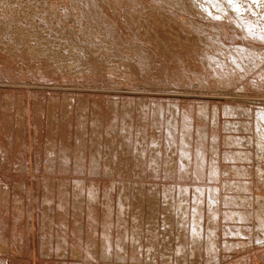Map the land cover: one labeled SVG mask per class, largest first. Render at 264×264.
Segmentation results:
<instances>
[{
    "label": "bare ground",
    "instance_id": "6f19581e",
    "mask_svg": "<svg viewBox=\"0 0 264 264\" xmlns=\"http://www.w3.org/2000/svg\"><path fill=\"white\" fill-rule=\"evenodd\" d=\"M72 2L74 6L78 4V8L83 12L84 16H86L87 35H94L95 37H99L98 39L103 37L102 41L99 40L100 42L97 39L99 47L102 46L106 49L110 47L111 50L114 49L113 51H118L119 45L128 43L129 38L134 43L138 41L139 45L142 42L146 44H143L145 47L139 46L140 49L138 48V50H136V48L135 53L133 51L135 56H132L135 58H132V56L131 58L135 60L133 63L130 60L132 64H127L129 58L127 59L128 52H126L127 62L123 61L125 65L121 67L122 71L120 70L117 72L118 74L116 73L117 75L114 74V76L110 75V73L107 74L105 77H108L109 80H114V78L118 79L117 77H119L118 75H120L119 73L121 72L123 76H126H124L126 79L132 80L131 78L133 77H139V79L136 78L139 80L137 82H141L140 80L143 79L142 82H152L150 85H157L159 83L165 85L166 82H170L181 86L183 84V86L186 87L192 82L197 81L202 87L208 85V88L211 87L221 90L234 87L236 89L239 87L242 90L254 91L260 94V97L262 96L261 94L264 93V0H78L79 3L77 1ZM109 7L113 8V11L114 9L118 11H115L116 13H111L110 10H108ZM66 11L68 12V5ZM84 11H87L86 14ZM79 13L77 14L78 16ZM53 28L54 27H52L51 30ZM124 29L127 30L126 33H123L125 31ZM83 34H86V32ZM104 38L107 39V41L104 40ZM24 39L26 40L25 37ZM126 39L127 41L125 42ZM95 42L93 43L95 44ZM132 43L130 42L131 45L134 44ZM92 47L94 46L92 45ZM121 48H123V46ZM110 49H108V53L111 52L109 51ZM129 49L131 50L132 48L130 47ZM126 50L127 48L125 51ZM102 52L100 49V53ZM119 52L120 50L118 53ZM115 53L117 54V52ZM111 54L107 55L111 56ZM118 56H116V58ZM119 58L118 59L121 61V57ZM91 62L94 61H89V63ZM4 63L7 64V60L6 62L4 61ZM11 63L12 62H10L9 66L12 65ZM1 64L2 61L0 67L3 65ZM92 64H95V62ZM117 65L113 66L116 67ZM6 67H8V64ZM10 67L6 69L8 71L4 70L5 76V72H9L10 69L11 72L7 73V75L12 74L13 67ZM15 67L14 69L17 68ZM118 68L119 66L116 67V69ZM3 69L5 68L3 67ZM94 69H96V67ZM14 72L15 70L13 73ZM14 74L18 75L17 73ZM36 74L37 72L35 75ZM16 75H12V77H16ZM45 77L47 76L45 75ZM42 78L44 80V76ZM48 78L49 77H47V79ZM53 79H55V77H53ZM133 80L130 81V83L133 82L134 84V81L136 82V80ZM127 81L129 84V80ZM118 82L123 83V81L120 80ZM11 90L10 93L8 91L9 94L6 90L3 93L6 92V94L12 96ZM2 91L0 90V92ZM77 93L71 91L68 92V94H62V100L60 101L62 105V101L64 100L62 114L53 113L52 109H54L55 103L57 102L55 101L56 95L55 97L53 96L54 100L52 101H55V103L49 101V110L48 112L45 111L47 114L43 117L40 115V117L38 115L34 117L36 114L43 111L44 105L40 100L43 98V96H40L42 93L38 95V97H40L39 101L33 99L35 100V103H33L35 115H33L34 120L31 123L34 131L31 130V132H34V136L36 135L38 138L41 137V139H38L41 141L40 143H43L45 140L43 146L40 147L41 149L39 148L41 152L43 150L45 156L43 159L48 163L52 160L54 162L59 161L60 167L64 171L67 169L66 165H68L65 164V162H72L73 165L77 162L78 164L76 165L78 166H74L72 170L81 171L82 168H86V171L89 173H96L98 170L101 172L102 169L105 171L107 168L108 170L114 171V162L121 163L118 156L125 157L126 155H132L133 159H135V162L132 160V163L134 162L135 169L137 170L146 172L148 171L146 169L148 167L146 166L150 165L149 172H153V175H160V173L163 172V176L161 175L162 178L168 177V179H170V177H173L171 179L176 180V178H178L182 181L187 179L188 182H174L173 187L171 186L172 183H170L171 187H167V185H169L167 183L166 186L165 184H160L165 186H163V188L160 186L164 189L161 193L162 195L160 194V196H163V200L160 202L165 204V206L163 204L165 209L168 207L167 210L169 208L171 210V207H173L174 214L177 215V222L180 223V226L178 228H173L174 231H170V227L167 226L170 220L167 219V223L166 217H164V221H160L163 223L161 229L159 225V228H157L151 223L153 227H151L150 230L147 231L146 229L141 231L142 229L140 230V227L138 228L136 225L140 223L139 221L137 223V217L140 216H138V213L135 214V212H133L134 209L138 210V208H136V204L135 207H133V203L132 205L130 204L131 202L128 203L131 197H128L126 191L131 187L125 186V183L122 184L126 187H123L125 192L120 194L117 185L116 188L118 189V193L116 192L117 194L115 193V196L112 194V190H114L113 187L115 186H107L108 188L103 186L105 189L102 190L101 194L98 193L99 182L97 183L98 180L93 177L89 179H87V177L86 179L75 177L76 179L74 180L71 178V180L68 178H60L55 181L56 186H54L51 177L43 178L42 176L39 181L30 179V183H27L28 180H22L23 182L16 183L11 182V184L0 182L1 230L3 228V223L8 221L6 220L7 216L4 210L6 204L10 203L17 209L16 211H21L22 213L25 210V206H27L28 212L25 210V214H27L26 218L28 219L29 213L31 218H29V220L26 219L25 228L28 229V236H25L32 240L30 245H32L33 242L37 245V247L33 248L35 251L40 252L41 255L47 254L50 256H57L60 259L62 258L58 264H87V261L85 263L83 261L69 259L67 261L66 258L68 255L74 256L78 253L83 254L84 258L89 259L90 262L92 261L91 264H102L103 260L104 262L113 263L117 259L122 260L125 258L126 260L130 259L132 262L137 261L139 258H142L143 261L147 259V256L151 260L154 256H157L160 262H167L166 264H168L169 261L176 262L177 264H196L195 260L200 259V256L197 257L200 254H198L197 251H200V248H202L200 243L203 245V243L206 242V251L204 252L206 254L201 253L202 261H198L200 264H232L233 262H235L233 264H248L250 261H254L255 264H264V214H262L264 210L260 211V214L258 212L256 214L253 213L255 212L252 209L253 207L250 208L251 201L255 200L257 195H259L258 192L255 193L257 189H261L258 187L262 186L263 189L264 186V184L262 185L261 183H264V105L256 107L248 103L240 104L234 100L225 101L223 99L218 103L215 102V104L213 101L210 102L212 107L208 109L210 104L208 105L209 101L207 100V102L205 101L206 103L202 101L205 105L201 102H195L193 105L186 104H190L192 100L186 103L184 102L186 107L183 104V106L179 105L182 103H180V101L183 100H176L177 98L172 99L170 97L163 98L165 97L163 94L159 96L161 98H154L153 96H149L150 94L144 93L141 94L139 98H124V100H121L122 97L116 99L117 96H114L115 99L111 98L113 96L110 98L107 96L106 100L104 98L105 96H102L105 100L101 98V100H94L93 98L91 101L90 98L92 96L90 97L89 95V98L82 93ZM49 94H51V92ZM51 95H53V93ZM94 95L96 97V94ZM15 97L14 95V99H17ZM48 97L50 98V95ZM34 98H36V96ZM97 98H99V96ZM149 98L153 100H149ZM227 98H229V96ZM47 105L48 104H46V106ZM133 109H135L134 112L138 110V115L141 116L140 119L135 121H140L137 125L140 129H136L137 127L135 128V126L134 129H132L133 126L127 125L128 122L122 123L121 125L117 122V127L119 124V129L117 128L119 132H117L118 130L114 131V126L111 124L113 122H110V124L104 125L103 130L100 128L104 133L100 132L99 126L103 119L101 117L106 115L103 114V110L108 114V118L110 116V119L114 120V117L117 118L118 116H121L120 119L129 117L130 114L127 113L129 110ZM10 110L12 111V109ZM59 110L57 113H61ZM7 113L0 115V129L12 132L13 130L16 131L14 134L16 135L14 137L15 141L12 142L13 147L17 149V147H20L17 144L19 141L17 137L20 129H22L21 126L24 125L22 122L23 118H21L22 116L20 117V107L15 106L12 112L13 114ZM111 113H113L114 116ZM115 113L119 115L116 116ZM122 114H124V116H122ZM120 119H118L119 122ZM87 123L91 125V131L87 128ZM206 125L210 126L208 127L210 129L208 133L202 129V127ZM101 126H103L102 123ZM88 131L91 133H88ZM43 136L45 137L43 138ZM148 136L149 143L146 144L148 140L146 138ZM118 137L119 139L121 137L120 142H118L120 153L116 152L114 148L118 141L116 138ZM33 139L37 141V138L33 137ZM29 140L30 139H28L27 142ZM35 140L31 139V143L34 144ZM69 140H72L71 142L73 143L71 147L68 143ZM132 140H135L133 142L136 144L131 145L130 142H132ZM119 146H117L118 150ZM0 147V160L3 165H6L13 159L10 160L11 158H9V155L4 153V148L2 149V147L6 148V144L1 142V140ZM100 147H104L105 150L107 148L108 150L106 152H109L112 157L108 159L105 158L107 159V162L104 159L106 162L105 164L101 163V160L99 161V154L101 153L99 152L101 150ZM7 148L9 151H12L10 147L7 146ZM128 152L130 154H128ZM43 154H41V156H43ZM39 155L40 154H38V157ZM20 156L17 155L16 160H18ZM114 157L118 158V160L115 161ZM126 159H128L127 156ZM22 160L21 162H23ZM121 160L123 161V157ZM254 162H256L255 165L257 164V167H253ZM122 163H124V161ZM81 164L82 166H80ZM128 166L130 167V165ZM45 169H48L46 165ZM126 170L128 171V169ZM116 171H114V173ZM144 172H142V175ZM222 172L225 176L221 174ZM251 177L253 178L251 179ZM241 179L244 181H241ZM189 180H191L192 183ZM194 181H201V183H193ZM256 182H258L259 185L258 183L256 184ZM26 183L29 185V190L25 189L27 187L25 186L27 185ZM133 183L134 182L131 184L134 185ZM140 184L134 185L136 186L135 188L132 186L134 189H131L135 190L133 194L139 192L141 197L143 196L144 199L150 202L149 204L157 203V193L160 191L157 185L159 184L156 183V185L153 183L152 185L150 183L151 185H146L147 189H142L141 185L143 183ZM37 188H39V197L35 196L38 194V192L35 191ZM228 189H232V191L235 189L237 193L235 192L233 195L227 193L228 195H226L225 193L229 191ZM26 190H28L29 193ZM263 191H260V193ZM69 198L71 199L70 203ZM131 200L133 199H130V201ZM138 200L134 199L133 201L137 203L139 202ZM257 200L259 201V199ZM263 201L261 200L260 202ZM254 203H256V201ZM160 204L162 207V203ZM68 205L71 206L69 209H72L71 214H69V218H71L69 220L72 221V226H69V223H67L68 217L65 214L66 211H68ZM139 205L137 207L140 208ZM148 205L147 208L149 209L150 205L149 207ZM262 206L263 205L258 207L262 208ZM254 207H256V205ZM131 208L132 210H130ZM155 208H157V206H155ZM152 209L154 211L152 214L154 215L157 211L155 212L156 209H154L153 205H151V209L148 211ZM167 210L166 213H168ZM51 211L59 213L61 217H59V219H53ZM132 212L134 214H132ZM14 213L13 215L11 213L13 220L15 218L23 220L26 216L22 215V218H20V215H18L19 213ZM63 214H65V216H62ZM152 214L150 212L147 219L153 220L149 218V215ZM128 218L131 220L129 221L132 225H130L131 228L133 227L132 229L136 231L134 233H132L129 223L127 224L126 222ZM253 219L256 221V226ZM62 220L66 221V223H62ZM221 220H225L224 226L226 227L223 229L225 231L221 230L223 228H221ZM247 222H251V224L249 225ZM116 224L118 225L116 226ZM156 224L158 223L156 222ZM82 227L84 228L83 231L80 230ZM12 229H16V226L12 227ZM120 230L124 231L122 234H125L122 238ZM126 231L128 232L126 233ZM176 231L177 233L174 234ZM2 232L3 231H0V240L2 243H5L8 240ZM140 232L141 235L138 234ZM222 232H226V234H224L226 240H222L225 246L224 248H222L223 244H221V238L223 239V237L220 238V236H223L221 235ZM13 234L14 238H11V241L15 240V236L18 235L16 233ZM166 234H171V237H173V235L175 237L171 238L167 235L170 237L167 239V236H165ZM36 237L41 238V242H38V238L36 239ZM164 237H166L167 240H164ZM245 237H247L248 240ZM28 238H25V240H28ZM181 240H184V242L182 243ZM170 243L172 247L169 246ZM167 246H169L170 249H168ZM236 246H244V252L245 249H249V252L251 250V254L243 256L234 254L231 256L226 254V256L221 254L222 250L234 249ZM134 247L136 249H134ZM197 248L198 250H196ZM164 250H168V253ZM204 250H202V252ZM195 256L198 259H195ZM232 259L234 261H232ZM10 260L7 253L6 255L2 254L0 250V264H15V262ZM252 263L250 262V264Z\"/></svg>",
    "mask_w": 264,
    "mask_h": 264
},
{
    "label": "rangeland",
    "instance_id": "374dc122",
    "mask_svg": "<svg viewBox=\"0 0 264 264\" xmlns=\"http://www.w3.org/2000/svg\"><path fill=\"white\" fill-rule=\"evenodd\" d=\"M72 1H77L78 2V0H0V63H1V61H2V67H0L1 69H0V90L2 91V90H8V89H12L11 90V95L12 96H9L8 94L10 93V90H8L9 91V93H8V91H7V93L8 94H6V92L5 93H3L4 91H2V92H0V102H1V104H0V106L1 105H3V106H1L0 108V115L1 114H6L8 111V113L7 114H13L12 112H13V110H14V107L15 106H19L20 107V117L21 118H23V123H24V125H22L21 126V128L22 129H20V131H19V134H18V137H17V139H19V143L17 142V144H18V146H20V147H17V149H16V147H13V142L12 141H15V136L16 135H14L15 133H16V131H14L13 130V132L12 131H8V130H2V129H0V135H2V136H0V137H2V138H0V140H1V142H4L5 144H6V148L5 147H2V149L4 148V153L6 154L7 153V155H9V158H11L10 160H12V161H9L6 165H3L2 163H1V160H0V178H2V179H0V182H3V183H8V184H11V182L12 183H16V182H23L22 180H28L27 181V183H30V179L31 180H33V179H35L36 181H39L41 178H42V176H43V178L44 177H51L52 179H53V185L54 186H56L55 185V181H57V179H60V178H68V179H76L77 177H82V179H86V177H87V179H89L90 177H93V178H95V179H97L98 181H97V183H98V193H102V190L103 189H105L104 187H106V188H108V187H110V186H115V187H113V189L114 190H112V194H114L115 196H116V194L118 193L117 191H118V189L117 188H119V192H120V194H122L123 192H125V189H123V187H125V186H129V187H131V188H135L136 186H134V185H139L140 183L142 184H140L141 186H142V189L143 188H146L147 189V186L146 185H153V183H157V184H159V185H157V187H159L160 188V191L157 193V197H158V200L156 201L157 203H151V204H149L150 202H148V200H146V199H144V197L142 198L141 197V195H140V193L139 192H135V194H133L134 193V191L135 190H133V189H131V188H129V189H127V191H126V193L128 194V197H131V198H129V202L128 203H130L131 205H132V203H133V207H135V204H136V208H138V210H136V209H134V211L133 212H135V214H137L138 213V216H140V217H137L138 219H137V223H138V221L140 222V223H138V224H136L137 225V227L141 230V231H144V230H146L147 229V231L148 230H150V228L151 227H153L152 225H151V223L154 225V226H156L157 228H159V226H160V229H161V227H162V225H163V221H164V217H166V220L168 219V220H170L169 221V224H167V226H169L170 228V231H174L173 230V228H178L180 225V223H178L177 222V215L176 214H174L175 212H174V210H173V207H171V210H170V208L167 210V208L165 209V204L163 203V202H160L161 200H163L162 198H163V196H160V194L162 193V191L164 190V189H162L163 188V186L164 185H160L161 183L162 184H165V186L167 185V184H169V185H167V187H173V185H174V182H177V183H183V182H186L187 181V179H185V180H180V179H178V178H176V180H174V179H171V178H173V177H170V179H168V177H163L162 178V174H164L163 172L162 173H160V175H157V174H155V175H153L152 173L153 172H149V166L150 165H148V166H146V167H148V168H146L148 171H146V172H144V171H140V170H137V169H135V165H134V162H135V159H133V157H132V155H130V156H128V155H126L127 156V158L128 159H126V156L124 157V156H122L123 157V161H124V163H122L123 161L121 160L122 159V157H119L118 156V158H120V162L122 163H116V162H114L115 164H114V171H116L115 173H114V171H111V170H108V168L107 169H105V171H103L104 169H102V171L100 172L99 170L96 172V173H89L88 171H86V168H82V170L81 171H76V170H72V168H74V166H78V165H76V164H78L77 162H75L76 164H72V162H65V164H68V165H66L67 166V171L65 170H62V168L60 167L61 165L59 164V161L57 162V161H50L49 163L48 162H46L43 158H45V156H44V154H43V150H42V152L40 151V147L41 146H43V143L45 142V140H44V142H43V140H42V142L43 143H40L41 141L40 140H38V139H41V137H37L36 135L34 136V132H31V130L32 131H34V128L31 126V123L33 122V120H34V117H36L37 115L39 116H41V117H43V116H46V112H48V110H49V103L50 102H53V103H55V101H57L56 103H55V106H54V109H52V111H53V113L54 114H62V105H63V101H62V105H61V100H62V94L63 93H66V94H68V92H75V93H82V94H84L85 96H87V97H89V95H90V100L92 101L93 100V98H94V100L95 99H98V100H101V99H103V97L107 100V96L110 98L111 96H117V98L116 99H118L119 97L121 98V100L123 99L124 100V98L126 99V98H132V97H136V98H139V96H141V94H150L149 96H153L154 98H161V97H159V96H161L162 94H163V96H165V97H163V98H172V99H176V100H183V101H180V103L181 104H179V105H184V106H186V104L187 105H193L195 102L196 103H199V102H201V103H203L202 101H209L208 102V105L210 104V102H214V104H215V102H220V100H225V101H235V102H237V103H240V104H245V103H248V104H251V105H253V106H256V107H258V106H262V105H264V93H262L261 95V97H260V94H258V93H255L254 91H247V90H242V89H240L239 87L238 88H236L235 89V87L234 88H229V89H224V90H221V89H216V88H208L207 86H200L199 85V83L197 82V81H194V82H192L190 85H188V86H183V84H182V86L181 85H175V84H172V83H168V82H166L165 83V85L164 84H157V85H150V84H152V82H142V80L143 79H141L140 81L141 82H137V81H139V80H137V79H139V77H133V75H132V77L134 78V80H136V82L133 80V78H131L133 81H134V84H133V82H131L130 83V81H132V80H130V79H126L122 74H121V72L119 73L120 75H118L119 77H117L118 79H116V78H114V80L112 81L111 79L109 80V78L108 77H105V76H107V74H109L110 73V75H112V76H114V74L115 75H117L118 73L117 72H119L122 68V66L123 65H125V63H123V61L125 62H127V59L129 60L128 62H127V64L129 63H133V61L135 60V59H132L135 55H134V53L136 52V50H138V48H139V46L141 47V46H144V45H146L144 42H142V43H140V45L138 44L139 42L138 41H136L135 43L133 42V41H131V39L129 38V40H128V43H126V44H120L119 46V48L117 49L118 51L120 50V52L118 53V51H113L114 49H110V47H108L107 49L106 48H104V47H102V46H100L99 47V45H98V43L100 42V41H102L103 40V37H100L101 39H98L99 37H95L94 35H87V27H86V23H87V21L85 20L86 19V16H84V14H83V12H81L80 11V9L78 8V4L76 5V6H74V3L72 2ZM80 2V1H79ZM78 2V3H79ZM57 3V4H56ZM72 3V4H71ZM105 3H107V2H105ZM68 5V12L66 11L67 10V5ZM70 6V7H69ZM75 8H74V7ZM81 6V5H80ZM74 9H73V8ZM53 9V10H52ZM71 9V10H70ZM113 8H111V7H109L108 8V10H110V12L111 13H114L115 11L117 12L118 10L116 9H114V11L112 10ZM74 10V11H73ZM79 10V11H78ZM70 11H73V12H70ZM107 11V10H106ZM59 12V13H58ZM79 12H81V13H79ZM85 12V14H86V12L87 11H84ZM109 12V11H108ZM115 12V13H116ZM19 13V14H18ZM53 13V14H52ZM67 13V14H66ZM72 13V14H71ZM79 13V16L77 15ZM52 14V15H51ZM82 15V16H81ZM60 16V17H59ZM63 17V18H62ZM20 18V19H19ZM59 18V19H58ZM84 19V20H83ZM9 20V21H8ZM19 20V21H18ZM60 20V21H59ZM18 21V22H17ZM46 21V22H45ZM23 22V23H22ZM10 23V24H9ZM57 23H58V25H57ZM21 24V25H20ZM22 24H24V25H22ZM37 25V27H36V25ZM80 25V26H79ZM26 26V27H25ZM45 26V27H44ZM54 27L52 30H51V28L52 27ZM84 26V27H83ZM25 27V28H24ZM51 27V28H50ZM59 27V28H58ZM62 28V29H61ZM78 28V29H77ZM85 28V29H84ZM10 29V30H9ZM24 29V30H23ZM125 31L123 32V33H126L127 32V30L126 29H124ZM17 33H16V32ZM59 31V32H58ZM86 32V34H83V33H85ZM67 32V33H66ZM129 32V31H128ZM21 33V34H20ZM49 33V34H48ZM64 33V34H63ZM76 33V34H75ZM122 33V32H121ZM120 33V34H121ZM25 34V35H24ZM42 34V35H41ZM52 34V35H51ZM83 34V35H82ZM32 35H33V37H32ZM40 35V36H39ZM48 35V36H47ZM57 36V37H56ZM90 36V37H89ZM24 37L26 38V40L24 39ZM82 37V38H81ZM84 37V38H83ZM88 37V38H87ZM92 37V38H91ZM71 38V39H70ZM96 40H95V39ZM38 39V40H37ZM88 39H91V40H88ZM97 39H98V41H97ZM31 40V41H30ZM64 40V41H63ZM85 40V41H84ZM104 40H106L107 41V39H105L104 38ZM25 41V42H24ZM34 41V42H33ZM88 41H89V43H88ZM91 41V42H90ZM96 41V42H95ZM127 41V39L125 40V42ZM85 42V43H84ZM93 42H95V44L93 43ZM98 42V43H97ZM130 42L133 44V45H131L130 44ZM32 43V44H31ZM67 43V44H66ZM72 43V44H71ZM92 43V44H91ZM52 44V45H51ZM89 44V45H88ZM144 44V45H143ZM39 45H41V46H39ZM77 45V46H76ZM83 45V46H82ZM91 45V46H90ZM92 45L94 46V47H92ZM129 47H128V46ZM123 46V48H121ZM133 46V47H132ZM135 46V47H134ZM73 47H75V48H73ZM97 47H98V50H97ZM102 47V48H101ZM132 48L131 50L129 49V48ZM145 47V46H144ZM48 48V49H47ZM94 48V49H93ZM122 50H121V49ZM127 48V50L125 51V49ZM137 48V49H136ZM46 49H47V51H46ZM60 49V50H59ZM93 49V50H92ZM100 49H101V52L102 53H100ZM108 49H110L109 51H111V52H109L108 53ZM136 49V50H135ZM140 49V48H139ZM97 50V51H96ZM53 51V52H52ZM87 51V52H86ZM107 51V52H106ZM124 51V52H123ZM130 51H131V53H130ZM133 51H134V53H133ZM115 52H117V54L115 53ZM126 52H128V57H127V55H125L126 54ZM34 53V54H33ZM97 53V54H96ZM112 53V54H111ZM116 55H115V54ZM121 53V54H120ZM31 54V55H30ZM43 54V55H42ZM61 54V55H60ZM81 54V55H80ZM84 54V55H83ZM106 55V56H104V55ZM107 54H111V56L110 55H107ZM118 54H119V56H118ZM36 55H38V56H36ZM112 55H113V57H112ZM120 55H122V56H120ZM132 55H134V56H132ZM57 56H59V57H57ZM96 56V57H95ZM109 56V57H108ZM116 56H118L117 58H116ZM131 56H132V58H131ZM14 57V58H13ZM78 57H80V58H78ZM94 57V58H93ZM105 57V58H104ZM119 57H121V61L119 60L120 58ZM126 57H127V59H126ZM6 59L7 60V64H8V67H13L12 68V74L11 75H7V73H10L11 72V67L9 68L10 69V71L9 72H5V74H6V76L4 75V70L5 71H8V70H6L8 67H6L7 66V64L6 63H4V61L6 62V60H4V59ZM57 58V59H56ZM73 58V59H72ZM92 60H91V59ZM96 58V59H95ZM115 58V59H114ZM119 58V59H118ZM135 58V57H134ZM3 59V60H2ZM98 59V60H97ZM113 59H114V61H113ZM117 59H118V61H117ZM123 59H125V60H123ZM71 60V61H70ZM102 60V61H101ZM130 60H131V62H130ZM54 61V62H53ZM77 61V62H76ZM83 61H85V62H83ZM89 61H94L95 62V64H92V63H94V62H91V63H89ZM10 62H12L11 64L12 65H10L9 66V64H10ZM40 62V63H39ZM112 64H111V63ZM115 62V63H114ZM119 62V63H118ZM120 62H122V63H120ZM14 63V64H13ZM131 63V64H132ZM4 64H6V65H4ZM61 64V65H60ZM85 64V65H84ZM92 64V65H91ZM117 64H122V65H117ZM13 65H15V66H13ZM34 65V66H33ZM43 65V66H42ZM60 65V66H59ZM94 65H95V67H96V69H94L95 67H94ZM98 65H99V67H98ZM109 65V66H108ZM115 65H117L116 67H118L119 66V68L118 69H116V67H114ZM172 65V64H171ZM65 66V67H64ZM68 66V67H67ZM84 66V67H83ZM93 66V67H92ZM105 66V67H104ZM173 66V65H172ZM3 67L5 68V69H3ZM14 67L16 68V69H14ZM106 67H107V69H106ZM114 67V68H113ZM19 68V69H18ZM42 68V69H41ZM56 68V69H55ZM77 68V69H76ZM80 68V69H79ZM111 68V69H110ZM33 69V70H32ZM46 69V70H45ZM93 69V70H92ZM112 69H113V71H112ZM15 70V72L14 73H17L18 75H16V74H14L13 73V71ZM46 71V73H45V71ZM89 70V71H88ZM118 70V71H117ZM17 71V72H16ZM30 71V72H29ZM68 71V72H67ZM112 71V72H111ZM122 71V70H121ZM37 72V74L35 75V73ZM56 72V73H55ZM58 72V73H57ZM66 72V73H65ZM89 72H91V73H89ZM94 72V73H93ZM33 73V74H32ZM79 73H80V75H79ZM102 73V74H101ZM117 73V74H116ZM2 74V75H1ZM68 74V75H67ZM84 74H86V75H84ZM90 74V75H89ZM129 74V73H128ZM12 75H16V77H12ZM45 75L47 76V77H49L48 79H47V77H45ZM88 75V76H87ZM122 75V76H121ZM7 76H10V77H7ZM44 76V80H43V77ZM60 76V77H59ZM70 78H69V77ZM83 76V77H82ZM95 76V77H94ZM104 76V77H103ZM5 77V78H4ZM38 79H37V78ZM41 77V78H40ZM51 77V78H50ZM53 77H55V79H53ZM73 77H74V79H73ZM78 77V78H77ZM81 78V80H80V78ZM88 77V78H87ZM94 77V78H93ZM121 77H123V78H125V79H123V78H121ZM127 77H129V76H127ZM7 78H9V79H7ZM58 78V79H57ZM92 78V79H91ZM104 78H106V79H104ZM130 78V77H129ZM137 78V79H136ZM51 79V80H50ZM52 79H53V82H52ZM86 79V80H85ZM96 79V80H95ZM98 79V80H97ZM49 80V81H48ZM55 80H58V81H55ZM63 80V81H62ZM120 80V81H123V83L122 82H118V81ZM126 80V81H125ZM127 80H129V84H128V81ZM115 81H117V82H115ZM55 82V83H54ZM125 82H126V84H125ZM110 83V84H109ZM116 83H117V85H116ZM146 83H148V84H146ZM195 83V84H194ZM128 84V85H127ZM171 84V85H170ZM159 85V86H158ZM162 85V86H161ZM167 85V86H166ZM199 86V87H198ZM195 87V88H194ZM207 87V88H206ZM204 88V89H203ZM13 89H15V90H13ZM45 89H47V90H45ZM108 90V91H107ZM14 91V92H13ZM35 91V92H34ZM43 91V92H42ZM62 91V92H61ZM67 91V92H66ZM17 92V93H16ZM22 93V95H21V93ZM51 92V94L53 93V95H51V94H49ZM14 93H16V94H14ZM37 93V94H36ZM40 93H42V95H40ZM47 95V98H48V100H47V98H46V95ZM55 93V94H54ZM77 93V94H78ZM88 93V94H87ZM100 95H99V94ZM214 93V94H213ZM254 93V94H253ZM58 94V95H57ZM94 94H96V97H95V95ZM98 94V95H97ZM14 95L16 96L15 98H17V99H14ZM21 95V96H20ZM38 95H40L41 97L43 96V98L42 99H40V97H38ZM50 95V98L48 97ZM55 95H56V97H55ZM94 95V96H93ZM110 95V96H109ZM121 95V96H120ZM128 95V96H127ZM171 95V96H170ZM200 95V96H199ZM36 96V98H34V97ZM53 96L55 97V101H52V100H54L53 99ZM99 96V98H97ZM101 96V97H100ZM103 96V97H102ZM130 96V97H129ZM158 96V97H157ZM204 96H205V98H204ZM210 96V97H209ZM217 96V97H216ZM229 96V98H227ZM240 96V97H239ZM243 96V97H242ZM22 97V98H21ZM113 97H111L112 99H115V97L113 98ZM152 97V98H153ZM223 97V98H222ZM235 97V98H234ZM238 97V98H237ZM256 97V98H255ZM52 98V99H51ZM101 98V99H100ZM109 98H108V100H109ZM151 98V99H152ZM153 98V99H154ZM201 98H202V100H201ZM217 98V99H216ZM221 98V99H220ZM242 98V99H241ZM14 99V100H13ZM20 99V100H19ZM33 99H35V100H37V101H39V99L42 101V104L44 105L43 106V111H41V113H38V114H36L35 115V110L33 109V103H35V100H33ZM46 99V100H45ZM51 99V100H50ZM105 99H103V100H105ZM150 98H149V100H151ZM152 99V100H153ZM186 99V100H185ZM188 99V100H187ZM196 99V100H195ZM213 99V100H212ZM236 99V100H235ZM250 99V100H249ZM261 99V100H260ZM2 100V101H1ZM44 100V101H43ZM185 100V101H184ZM190 100H194L193 102L192 101H190ZM199 100V101H198ZM214 100H216V101H214ZM249 100V101H248ZM20 101V102H19ZM32 101H34V102H32ZM46 101H48V102H46ZM50 101V102H49ZM187 101H190L191 103L190 104H188V103H186ZM198 101V102H197ZM206 101V102H207ZM44 102V103H43ZM59 102V103H58ZM184 102L186 103V104H184ZM205 102V103H206ZM2 103H4V104H2ZM16 103V104H15ZM20 103V104H19ZM48 104L47 106H46V104ZM216 103V104H217ZM57 104V105H56ZM60 104V105H59ZM204 104V103H203ZM59 105V106H58ZM182 105V106H183ZM205 105V104H204ZM10 106V107H9ZM14 106V107H13ZM29 107V108H28ZM48 107V108H47ZM60 107H61V109H60ZM187 107V106H186ZM209 108L208 109H210L212 106H211V104L208 106ZM219 107H221V106H219ZM10 109H12V111L10 110ZM22 109V110H21ZM55 109H56V111H55ZM61 111H60V110ZM195 109H196V107H195ZM29 110V111H28ZM58 110H59V112H61V113H57L58 112ZM134 110L135 109H133V110H129V112L127 113V114H130L129 115V117H127V118H125V119H120L121 118V116L119 117L118 115V113L116 114V116H118L117 118L116 117H114L115 119L114 120H111L110 119V116H109V118H108V114L107 113H105V110H103V114H106V115H104L103 117H101V118H103L102 120H101V122H100V126H99V129L101 128L102 130H103V128H104V125H107V124H110V122H113V123H111L113 126H114V131H117L119 128V124L121 125L122 123H126V122H130L129 124L127 123V125H129V126H133L132 127V129H134V126H135V128L136 129H140V127H138L137 125L140 123V121H138V122H135L136 120H138V119H140V115H138V110H136L135 112H134ZM6 111V112H5ZM46 111V112H45ZM40 112V111H39ZM45 112V113H44ZM56 112V113H55ZM135 113V114H134ZM137 113V114H136ZM197 113V112H196ZM26 114V115H25ZM44 114V115H43ZM111 114H113V113H111ZM121 114V113H120ZM24 115V116H23ZM33 115H35L34 117H33ZM110 115V114H109ZM138 115V116H137ZM218 115V114H217ZM39 116V117H40ZM113 116H114V114H113ZM122 116H124V114H122ZM134 116V117H133ZM137 117V118H136ZM139 117V118H138ZM25 118V119H24ZM108 118V119H107ZM29 119V120H28ZM118 119H120V122H119V120ZM128 119V120H127ZM61 120V119H60ZM72 120V119H71ZM109 120V121H108ZM126 120V121H125ZM26 123H25V122ZM105 121V122H104ZM107 121V122H106ZM122 121H124V122H122ZM134 121V122H133ZM29 124H28V123ZM117 122L119 123L118 124V127H117ZM101 123H102V125L103 126H101ZM104 123V124H103ZM131 124V125H130ZM24 126V127H23ZM208 127H210V126H208V125H206V126H204V127H202V129H203V131H206V133H208L209 131H210V129L208 128ZM31 128V129H30ZM87 128L89 129V131H91V129H92V127H91V125H89L88 123H87ZM118 128V129H117ZM100 129V130H101ZM209 129V130H208ZM100 131V132H103V131ZM88 131V133H91V132H89ZM117 132H119V130L117 131ZM134 132H136V131H134ZM8 133V134H7ZM104 133V132H103ZM36 134V133H35ZM118 134V133H117ZM121 134V133H120ZM33 135V136H32ZM104 136H105V134H104ZM13 137V138H12ZM33 137L34 138H37V141L35 140V139H33ZM45 136H43V138H44ZM106 137V136H105ZM4 138V139H3ZM149 138V136L146 138V139H148ZM3 139V140H2ZM28 139H30L28 142H27V140ZM31 139L32 140H35V142H34V144H32L31 143ZM120 139H121V137H120ZM120 139H119V137L118 138H116V140H118L117 141V143H116V145H115V151L116 152H119L120 153V146H119V143L118 142H120ZM128 139H129V137H128ZM6 140V141H5ZM22 140V141H21ZM72 140H69L68 141V143H69V146L71 147V145L73 144L72 142H71ZM133 141H135V140H132V142ZM149 139L146 141V144H148L149 142ZM27 142V143H26ZM132 142H130L131 143V145H134V144H136V143H132ZM39 143V144H38ZM145 144V143H144ZM151 144V143H150ZM1 146H2V144H1ZM7 146L8 147H10L11 149H12V151L10 150H8V148H7ZM117 146H119L118 148H119V150L117 149ZM15 148V149H14ZM37 148H38V150H37ZM40 148V149H39ZM104 147H100V151L99 152H101L100 154H99V157H100V159H99V161L101 162V163H106L107 162V159L109 158V157H111L110 156V154H109V152H106L108 149L106 148V150H105V148L103 149ZM68 149H70V148H68ZM0 150H1V147H0ZM38 151V152H37ZM40 151V152H39ZM130 151H131V149H130ZM89 152H90V150H89ZM103 153V154H102ZM106 153V154H105ZM38 154H40L39 155V157H38ZM41 154H43V156H41ZM128 154H130L129 152H128ZM17 155H21L20 157H18V160H16V156ZM119 155V154H118ZM22 157V158H21ZM23 157H24V159H23ZM31 157V158H30ZM130 157V158H129ZM105 158H107V159H105ZM112 158V157H111ZM118 158H116V157H114V160L116 161V160H118ZM1 159V158H0ZM23 159V160H22ZM40 159V160H39ZM106 160V162H105V160ZM21 160L23 161V162H21ZM104 160V161H103ZM125 160H127V161H125ZM132 160L134 161L133 163H132ZM20 161V162H19ZM16 162V163H15ZM19 162V163H18ZM26 162V163H25ZM57 162V163H56ZM20 163H21V165H20ZM45 163V164H44ZM126 163H127V165H126ZM134 165H132V164ZM255 163L256 162H254V164H253V167H257V164L255 165ZM53 164V165H52ZM56 164V165H55ZM82 164H84V163H82ZM82 164L80 165V166H82ZM118 164V165H117ZM120 164V165H119ZM45 165L47 166V168L48 169H45ZM116 165V166H115ZM127 167H126V166ZM128 165H130V167L128 166ZM145 165V164H144ZM53 166V167H52ZM119 166V167H118ZM121 166V167H120ZM125 167V168H124ZM129 167V168H128ZM55 168V169H54ZM101 168H103V167H101ZM100 168V169H101ZM133 168H134V170H133ZM137 168V167H136ZM120 171H119V170ZM126 169H128V171L126 170ZM254 169H256V168H254ZM139 171V172H136V171ZM256 170H258V169H256ZM263 170V169H262ZM73 171V172H72ZM107 171V172H106ZM119 171V172H118ZM126 171V172H125ZM69 172V173H68ZM104 172H106V173H104ZM123 173V175H122V173ZM142 172H144L143 173V175H142ZM112 173V174H111ZM137 175H136V174ZM129 176H128V175ZM134 176H133V175ZM148 174V175H147ZM159 174V173H158ZM221 174H223L224 175V173L222 172ZM5 175V176H4ZM11 175V176H10ZM16 175V176H15ZM108 175V176H107ZM111 177H110V176ZM158 177H157V176ZM162 175V176H161ZM222 175V176H223ZM9 176V177H8ZM132 176V177H131ZM137 176H138V178H137ZM225 176V175H224ZM5 177V178H4ZM76 177V178H75ZM84 177V178H83ZM153 177V178H152ZM159 177H161V178H159ZM3 178H4V180H3ZM7 178H8V180H7ZM165 178V179H164ZM253 177H251V179H252ZM19 179V180H18ZM55 179V180H54ZM70 179V180H71ZM113 179V180H112ZM158 179V180H157ZM160 179V180H159ZM164 179V180H163ZM12 180V181H11ZM178 180V181H177ZM5 181H7V182H5ZM10 181V182H9ZM109 181H110V183H109ZM130 181H132V182H134L133 184L134 185H132L131 183L132 182H130ZM136 181H137V184H136ZM139 181H140V183H139ZM160 181V182H159ZM190 182H191V180H189ZM193 181V180H192ZM241 181H244L243 179H241ZM188 182V181H187ZM197 182H199V181H194L193 183H197ZM209 182V181H208ZM26 183V184H27ZM125 183V184H124ZM127 183V184H126ZM128 183H130V184H128ZM139 183V184H138ZM151 183V184H150ZM167 183V184H166ZM170 183H172L171 184V186H170ZM192 183V182H191ZM199 183H201V181L199 182ZM202 183H204V182H202ZM210 183V182H209ZM258 182H256V184H257ZM262 183V185L264 184L263 182H261ZM261 183H260V185H261ZM110 184V185H109ZM113 184V185H112ZM122 184H124V185H122ZM25 185V184H24ZM117 185H118V187H117ZM258 185H259V183H258ZM25 186H27L25 189H28L29 190V185L27 184V185H25ZM104 186V187H103ZM108 186V187H107ZM120 186V187H119ZM133 186V187H132ZM144 186V187H143ZM160 186H162V188L160 187ZM164 186V187H165ZM117 187V188H116ZM126 188V187H125ZM258 188H261V189H257V191L255 192V193H259V195H257V198L255 199V200H252L251 201V203H250V208H252L253 209V211H255V212H253V213H256L257 214V212L260 214L261 212L260 211H262V210H264L263 208H264V201H263V199H264V186H263V189H262V186H259ZM117 189V190H116ZM158 189V188H157ZM28 190H26L27 192H28ZM39 188H37L35 191L36 192H38V194H36V192H35V196H37V197H39ZM122 192H121V191ZM229 191L227 192L226 191V195H228L227 193H229V194H234L235 192H236V190L234 189L233 191H232V189H228ZM231 190V191H230ZM129 191H131V192H129ZM260 191H263V192H261L260 193ZM117 192V193H116ZM225 192V191H224ZM223 192V193H224ZM29 193V192H28ZM116 193V194H115ZM137 193V194H136ZM237 193V192H236ZM240 193H242V192H240ZM126 194V195H127ZM132 194H133V196H132ZM140 195V197H139V195ZM147 194V193H146ZM159 194V195H158ZM224 194V195H225ZM262 194V195H261ZM135 195V196H134ZM162 195V194H161ZM160 196V197H159ZM263 198H262V197ZM134 197V198H133ZM260 197V198H259ZM141 198V199H140ZM160 198V199H159ZM130 199H136V200H138L139 202H134L133 200H131L130 201ZM143 199H144V201H143ZM148 199V198H147ZM257 199H259V201L257 200ZM145 200H146V203L144 204V202H145ZM263 201V202H260V201ZM133 201V202H132ZM256 201V203H258V204H256V203H254ZM71 202V199L69 198V203ZM147 202H148V204L150 205V208L149 209H151V205H153V207H154V209H156L155 210V214L154 215H156V216H154L152 213H154V211H153V209L152 210H150V211H148L149 209L147 208ZM160 203H162V207L160 206L161 204ZM261 203H263V204H261ZM140 204V205H139ZM155 204H157V205H155ZM163 204H164V206H163ZM253 206H252V205ZM115 205H116V203H115ZM140 206V208L139 207H137V206ZM149 205H148V207H149ZM158 205H159V207H158ZM249 205V204H248ZM256 205V207H254ZM261 205H263L262 206V208H259ZM155 206H157V208H155ZM259 206V207H258ZM69 207H71V206H69L68 205V211H66V215H67V223H69V226H72V221H70L69 219H71V218H69L70 216H69V214H71V211H72V209H69ZM116 207H117V205H116ZM147 209H146V208ZM161 207V208H160ZM143 208H144V210H143ZM160 208V209H159ZM247 208H248V206H247ZM256 208V209H255ZM257 208H258V210H257ZM12 209H14V210H12ZM142 209V210H141ZM244 209V208H243ZM255 209V210H254ZM17 209H15V207L14 206H12V204H6V206H5V215L7 216V218H6V220H8V221H6V222H4L3 223V228H2V230L0 229V231H3L2 233H4V235L6 236V238H7V240L8 241H6L5 243L3 242L2 243V241L0 240V250H1V253L2 254H5L6 255V253H7V256L12 260V262H15V264H58V263H60V261H61V259L59 258V257H57V256H50V255H47V254H40V252H38V251H35L34 250V248L33 247H37V245L36 244H34V242H33V244L32 245H30L31 244V242H32V240H30V238H28L27 236H28V234H27V231H28V229L27 228H25V225H26V222H27V220H29V218H31V215H30V213L28 214L29 215V217H28V219L26 218L27 217V214H25V210L27 211V206H25V210L23 211V213L21 212V211H16ZM29 210V209H28ZM130 210H132V208L130 209ZM166 210H167V212L168 213H166ZM170 210V211H169ZM16 212V214H18V215H20L19 217L20 218H22L21 216L23 215V216H25V218L23 219V220H20V219H14L13 220V217H12V215H13V213L14 212ZM143 211V212H142ZM28 212V211H27ZM132 212V214H134ZM150 212H151V214L152 215H149V218H152L153 220H150V219H147L148 218V214H150ZM170 212H171V215H170ZM11 213H12V215H11ZM51 213L53 214V219H59V217H61L60 215H59V213H56L55 211L53 212V211H51ZM55 213V214H54ZM129 213V212H128ZM139 213H142V214H139ZM147 213V214H146ZM158 213V214H157ZM15 214V213H14ZM65 214H63L62 216H65ZM262 214H264V211H263V213ZM34 215V214H33ZM55 215V216H54ZM145 215V216H144ZM166 215V216H165ZM171 216V217H169V216ZM16 216V215H15ZM142 216V217H141ZM152 216V217H151ZM153 216H154V218H153ZM163 218H161V217ZM176 216V217H175ZM10 217V218H9ZM33 217V216H32ZM135 217H136V215H135ZM160 217V218H159ZM142 220H141V219ZM157 218V219H156ZM10 219V220H9ZM27 219V220H26ZM12 220H13V222H12ZM36 220V219H35ZM128 221H126L127 222V224L129 223V227H130V229L132 230V233H134V232H136L135 230H133L132 228H131V222H129V221H131L129 218L127 219ZM149 220V221H148ZM157 220V221H156ZM168 220H167V223H168ZM63 222L62 223H66V221H64V220H62ZM71 223H70V222ZM142 221V222H141ZM145 221H147L148 222V226H147V222H145ZM151 221V222H150ZM153 221V222H152ZM160 221H162V222H160ZM225 221V220H224ZM224 221H222L221 220V230H223L224 229V227H226V226H224V224H225V222ZM10 222V223H9ZM25 222V223H24ZM156 222L158 223V224H156ZM253 222H254V224H255V226H256V221L253 219ZM120 223H122V222H120ZM120 223H118V224H120ZM146 223V224H145ZM178 223V224H177ZM5 224V225H4ZM8 224V225H7ZM115 224V223H114ZM118 224H116V226L118 225ZM142 224V225H141ZM161 224V225H160ZM247 224H251V222H247ZM131 225V226H130ZM159 225V226H158ZM5 226V227H4ZM6 226H7V228H6ZM16 226V229H12V227H15ZM146 227H149V228H146ZM126 228V227H125ZM17 229H19V230H17ZM127 229V228H126ZM168 229V230H169ZM7 230V231H6ZM81 231H83L84 230V228L82 227L81 229H80ZM80 230H79V232H80ZM130 230V231H131ZM16 231V232H15ZM25 231H26V233H25ZM223 231H225V230H223ZM122 232H124V231H122V230H120V234H122ZM128 231H126V233H127ZM138 232H139V230H138ZM13 233H16V234H18L17 236H15L16 238H15V240H13V241H11L13 238H14V234ZM177 233V231L176 232H174V234H176ZM129 234H130V232H129ZM139 235H141V232L140 233H138ZM149 234V233H148ZM224 234H226V232L225 233H221V235H223V236H220V238L221 237H223V239L221 238V244H223V246H222V248H224L225 246H224V243H222L223 241H225L226 240V236L224 235ZM8 235V236H7ZM25 235H27V236H25ZM123 235H125V234H122L121 235V238H122V236ZM127 235V234H126ZM167 235H171V234H166L165 236H167ZM231 235V234H230ZM22 236V237H21ZM20 237V238H19ZM171 237V236H170ZM170 237H168L167 236V239L168 238H170ZM175 236L173 235V237H171V238H174ZM229 237V236H228ZM12 238V239H11ZM25 238H28V240L26 239L25 240ZM38 237H36V239H37ZM230 238V237H229ZM247 240H248V238L247 237H245ZM166 239V237H164V240ZM166 239V240H167ZM182 239V238H181ZM243 239H244V237H243ZM245 239V240H246ZM16 240H17V242H16ZM41 238H38V242H41ZM180 240V239H179ZM223 240V241H222ZM182 241V243L184 242V240H181ZM8 242V243H7ZM27 243V244H26ZM54 243V242H53ZM52 243V244H53ZM207 243V242H206ZM206 243H203V245H202V243H200V245H201V247L202 248H200L201 250L200 251H197V253L199 254L197 257H199L200 259H201V255L206 251ZM219 243V242H218ZM4 244V245H3ZM12 244H14V245H12ZM26 246H25V245ZM231 244V243H230ZM8 245V246H7ZM34 245V246H33ZM237 245V244H236ZM5 246V247H4ZM28 246V247H27ZM130 246H131V244H130ZM132 246H135V245H132ZM169 246L170 247H172V244L170 243L169 244ZM169 246H167V248L168 249H170L169 248ZM203 246H205V247H203ZM240 247V248H239ZM244 247V246H243ZM242 246H236L234 249H229V250H222V252H221V254L222 255H238V256H243V255H246V254H251L250 252H251V250H250V252H249V249H245V252H244V248H243ZM5 248V249H4ZM166 248V249H167ZM241 248H243V249H241ZM27 249H28V251H27ZM134 249H136L135 247H134ZM205 249V250H204ZM243 250V251H241V250ZM24 250V251H23ZM196 250H198V248L196 249ZM202 250H204L203 252H202ZM7 251V252H6ZM164 251H166V250H164ZM168 251V250H167ZM166 251V253H168ZM6 252V253H5ZM26 252H28V253H26ZM36 252V253H35ZM244 252V253H243ZM37 253H39V254H37ZM197 253H196V255H197ZM202 253V254H201ZM204 254H206V253H204ZM226 255V256H227ZM71 256V257H70ZM196 256H195V259H198ZM79 258V259H78ZM36 259V260H35ZM46 259V260H45ZM67 261H68V259L69 260H76V261H83L84 263L86 262L87 264H91V262H90V260L89 259H86V258H84V255L83 254H81V253H78L77 255L75 254L74 256H72V255H68L67 256ZM78 259V260H77ZM84 259V260H83ZM200 259H198V260H195V262H196V264H200V263H198V261H202V259L200 260ZM254 259H255V257H254ZM10 260V261H11ZM27 260V261H26ZM52 260V261H51ZM135 260H136V258H135ZM153 260V261H152ZM152 260L147 256V259L146 260H143L142 261V258H139L137 261H131L130 259L129 260H126V258L125 259H117V260H115L113 263H111V262H104V260H103V263L102 264H166L165 262H160L159 260V258H157V256H154V258H152ZM155 260V261H154ZM19 261V262H18ZM43 261V262H42ZM232 261H234L233 259H232ZM243 261V260H242ZM50 262V263H49ZM160 262V263H159ZM170 262V263H169ZM168 262V264H173L174 262H171V261H169ZM251 263L252 262H254V261H250ZM250 262L248 263V264H250ZM233 263H235V262H233ZM232 263V264H233ZM174 264H177L176 262L174 263ZM252 264H255V262L254 263H252Z\"/></svg>",
    "mask_w": 264,
    "mask_h": 264
}]
</instances>
